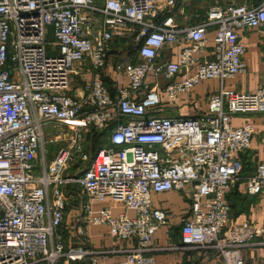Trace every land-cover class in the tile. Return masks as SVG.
<instances>
[{
  "label": "built area",
  "instance_id": "2783aa9c",
  "mask_svg": "<svg viewBox=\"0 0 264 264\" xmlns=\"http://www.w3.org/2000/svg\"><path fill=\"white\" fill-rule=\"evenodd\" d=\"M177 3L0 0V264H97L108 255L84 243L66 244V212L78 199L77 234L107 226L113 239L131 243L126 264H157L154 252L169 249H195L218 264H246L244 249L264 230L248 221L228 227L227 194L241 179L240 155L250 147L254 126L235 127L231 119L264 113V86L220 89L199 115L166 112L201 81L246 72L238 30L255 29L264 38V0L214 5L203 21L185 27L176 23ZM131 26L138 28L137 57L115 56L110 63L112 41ZM50 44L57 56L48 55ZM169 46L180 47L177 59L159 60ZM109 67L115 95L104 78ZM49 123L56 127L54 138L45 135ZM111 126L110 147L82 168L86 133ZM59 139L66 144L47 162L46 145ZM247 189L264 194V162L248 177ZM173 190L189 197L190 213L181 220L178 244L156 246L168 216L155 195ZM108 201L123 210L115 214ZM98 203L105 205L96 209Z\"/></svg>",
  "mask_w": 264,
  "mask_h": 264
},
{
  "label": "crops",
  "instance_id": "0c3cea01",
  "mask_svg": "<svg viewBox=\"0 0 264 264\" xmlns=\"http://www.w3.org/2000/svg\"><path fill=\"white\" fill-rule=\"evenodd\" d=\"M260 0H178L175 8V20L181 27L194 26L199 24L206 18L207 11L214 5H227L230 3L237 4H258ZM239 40L246 49L245 61L247 70L245 73L238 74L233 78L225 80L209 79L203 80L193 87L189 94L181 95L177 108L169 109L166 114L178 115H199L208 109V98L220 89L235 90L238 92H249L264 86V38L261 33L251 28H241L238 30ZM131 35L127 33L118 38V41H125ZM209 45L214 44V30L209 28ZM124 49L116 47L110 49L109 62L115 61V56H123ZM180 47H165L161 52L159 60L164 58L176 60ZM135 57H137L135 55ZM134 57V58H135ZM106 85L110 88L113 95L116 94L117 88L115 78L113 77V69L108 68V72L104 77ZM176 79L181 80L183 76H177ZM121 85H126L129 80L125 76L119 78ZM165 83L166 80L161 78ZM75 85L82 92V82L79 76L75 77ZM76 92H70L75 95ZM171 111H175L171 113ZM250 122L254 126V134L249 149L240 155V175L241 179L235 182L231 190L227 194V200L231 207V219L228 227L241 224L245 221L252 223L256 228L264 230V194H250L247 189V179L253 174L256 165L264 162V113H245L235 114L232 116L231 123L233 126H241ZM77 197V195H75ZM76 205L67 209L64 225L68 232H64V238L67 245H84L92 249H104L110 251L108 255L100 257L97 264H126L125 249L131 247V243L127 241H119L113 239L109 234V229L105 225H91L86 228L85 235L77 234V227L80 223L79 199L72 200ZM112 205L114 213L118 214L123 210L122 205L112 204L110 201L106 203ZM105 203L95 205L99 209ZM155 205L167 212L168 221L162 225L154 237V245L167 247L176 245L181 238V220L188 217L190 213V199L187 195L179 191H169L155 195ZM132 214V213H131ZM72 219V220H71ZM70 221L74 225L69 226ZM69 225H68V224ZM68 226H66V225ZM256 244L248 246L244 249L243 254L246 264H264V232L255 238ZM157 264H218L215 257L204 259L199 255V251L195 249L186 250H162L154 252ZM195 262V263H194ZM59 264H63L60 262ZM74 264H92L90 261L74 263Z\"/></svg>",
  "mask_w": 264,
  "mask_h": 264
},
{
  "label": "rangeland",
  "instance_id": "374dc122",
  "mask_svg": "<svg viewBox=\"0 0 264 264\" xmlns=\"http://www.w3.org/2000/svg\"><path fill=\"white\" fill-rule=\"evenodd\" d=\"M131 35H129L128 38L125 39V41H118V38L114 39L112 42V46L116 49L118 47H122L123 52H124V55L121 56L123 58H127V59H130V58H134L135 55H136V49H137V45L134 43L133 41V37L137 34L138 32V28L137 27H132L131 26ZM48 40L49 42L51 41H54L55 40V36H54V33L53 31H50L49 33V37H48ZM47 52H48V55L49 56H57L59 54V49L57 47H55L54 45H49L48 48H47ZM175 111H171V113H174ZM104 131V130H103ZM108 132H106L104 134V137H101L102 135H99L98 138H97V142L95 143V141H92L93 140V132L90 131L88 133H86V136H85V141H84V145H85V151L87 152L88 154V159L81 164L82 168H85L90 162H91V159L93 158V154H94V150H95V145L98 143L102 144L104 143V141H108L109 140V134H110V130H107ZM57 131H56V127H54V124L52 123H49L47 125H45V135L46 137H49L50 138H54V134H56ZM100 141H103V142H100ZM66 143H65V140L63 139H59V140H55L53 142H50L46 145V148H47V154H46V159H47V162H50L54 156L56 155L57 151L62 147L64 146ZM110 142L108 143H105L103 144V146L99 149L102 150L104 148H108L110 147ZM70 172H75V169H70ZM70 206L69 208H73L75 207L76 205L73 203V201L71 200L70 201ZM72 220V219H71ZM69 223H70V227L72 225H74L73 221H70L69 220ZM72 224V225H71ZM66 225V224H65ZM67 226V225H66ZM68 227V226H67ZM63 230L64 232H68L67 231V228L65 226H63ZM198 251V250H197ZM200 255V254H199ZM201 258L203 257L202 255H200ZM195 263V262H194ZM196 264H200L199 261L196 262Z\"/></svg>",
  "mask_w": 264,
  "mask_h": 264
},
{
  "label": "trees",
  "instance_id": "16d2710c",
  "mask_svg": "<svg viewBox=\"0 0 264 264\" xmlns=\"http://www.w3.org/2000/svg\"><path fill=\"white\" fill-rule=\"evenodd\" d=\"M106 80V79H105ZM112 128H113V126H111V127H109V128H107L106 130H104V131H98V130H92V132H93V140L92 141H95V143L97 142V138H98V136L99 135H102L101 137H104V134L106 133V132H108L107 130H110V133H111V130H112ZM109 136H110V134H109ZM100 142H103V141H100ZM108 142H110L109 140L108 141H104V143H102V144H100V143H98V145L96 144L95 145V150H94V154H93V158L95 157V155L99 152V149L103 146V144H105V143H108ZM92 158V159H93ZM91 159V160H92ZM89 165V164H88ZM87 165V166H88Z\"/></svg>",
  "mask_w": 264,
  "mask_h": 264
},
{
  "label": "water",
  "instance_id": "95a60500",
  "mask_svg": "<svg viewBox=\"0 0 264 264\" xmlns=\"http://www.w3.org/2000/svg\"><path fill=\"white\" fill-rule=\"evenodd\" d=\"M98 153H99V152H98ZM98 153H97V154H98ZM97 154H96V155H97Z\"/></svg>",
  "mask_w": 264,
  "mask_h": 264
}]
</instances>
